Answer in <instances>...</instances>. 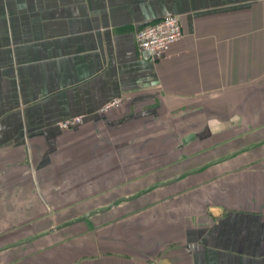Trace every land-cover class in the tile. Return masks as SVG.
<instances>
[{
	"label": "crops",
	"instance_id": "0c3cea01",
	"mask_svg": "<svg viewBox=\"0 0 264 264\" xmlns=\"http://www.w3.org/2000/svg\"><path fill=\"white\" fill-rule=\"evenodd\" d=\"M0 264H264V0H0Z\"/></svg>",
	"mask_w": 264,
	"mask_h": 264
},
{
	"label": "built area",
	"instance_id": "2783aa9c",
	"mask_svg": "<svg viewBox=\"0 0 264 264\" xmlns=\"http://www.w3.org/2000/svg\"><path fill=\"white\" fill-rule=\"evenodd\" d=\"M184 35L181 18L178 14L168 13L158 21L150 22L138 31L137 43L141 50L148 51L152 56L162 54L170 44L180 40ZM121 102L120 97L113 98L102 107L108 111ZM83 122L82 115L71 116L58 122L62 129L75 127Z\"/></svg>",
	"mask_w": 264,
	"mask_h": 264
},
{
	"label": "rangeland",
	"instance_id": "374dc122",
	"mask_svg": "<svg viewBox=\"0 0 264 264\" xmlns=\"http://www.w3.org/2000/svg\"><path fill=\"white\" fill-rule=\"evenodd\" d=\"M50 205V204H49ZM51 207V206H50ZM35 234V233H34ZM32 235H33V233H32Z\"/></svg>",
	"mask_w": 264,
	"mask_h": 264
},
{
	"label": "water",
	"instance_id": "95a60500",
	"mask_svg": "<svg viewBox=\"0 0 264 264\" xmlns=\"http://www.w3.org/2000/svg\"><path fill=\"white\" fill-rule=\"evenodd\" d=\"M193 136H190V138H192Z\"/></svg>",
	"mask_w": 264,
	"mask_h": 264
}]
</instances>
